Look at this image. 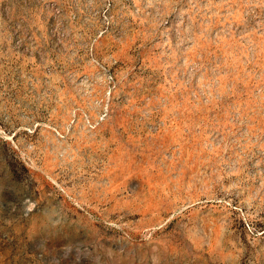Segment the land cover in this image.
<instances>
[{"label": "rangeland", "instance_id": "obj_1", "mask_svg": "<svg viewBox=\"0 0 264 264\" xmlns=\"http://www.w3.org/2000/svg\"><path fill=\"white\" fill-rule=\"evenodd\" d=\"M0 264H264V0H0Z\"/></svg>", "mask_w": 264, "mask_h": 264}]
</instances>
